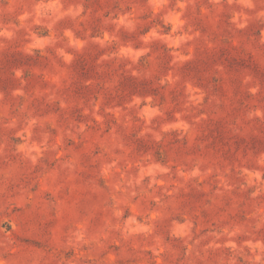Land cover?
I'll return each mask as SVG.
<instances>
[{"label":"rangeland","instance_id":"obj_1","mask_svg":"<svg viewBox=\"0 0 264 264\" xmlns=\"http://www.w3.org/2000/svg\"><path fill=\"white\" fill-rule=\"evenodd\" d=\"M0 264H264V0H0Z\"/></svg>","mask_w":264,"mask_h":264}]
</instances>
